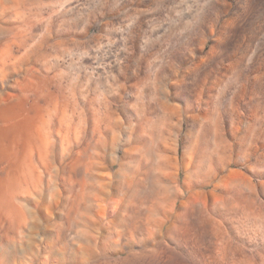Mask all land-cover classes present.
<instances>
[{"label": "rangeland", "instance_id": "1", "mask_svg": "<svg viewBox=\"0 0 264 264\" xmlns=\"http://www.w3.org/2000/svg\"><path fill=\"white\" fill-rule=\"evenodd\" d=\"M0 158L8 264H264V0H0Z\"/></svg>", "mask_w": 264, "mask_h": 264}, {"label": "bare ground", "instance_id": "2", "mask_svg": "<svg viewBox=\"0 0 264 264\" xmlns=\"http://www.w3.org/2000/svg\"><path fill=\"white\" fill-rule=\"evenodd\" d=\"M5 110V109H4ZM12 110V109H11ZM7 111V110H6ZM4 114V113H3ZM6 114H8L7 112H6ZM1 116H3V115H1ZM15 117V116H14ZM11 120H12V118H11ZM8 121V120H7ZM21 122H23V121H21ZM21 122H20V124H21ZM25 122V121H24ZM17 123V128H19V127H21L22 126V124L18 127V122H16ZM65 123V122H64ZM12 124H13V122H12ZM24 124V123H23ZM25 124H27V122H25ZM24 124V125H25ZM28 124H29V122H28ZM33 125H35V126H37L36 124H33ZM29 127H30V125H28ZM27 125H25V127H28ZM16 127V126H15ZM24 127V130H23V132L22 133H24V132H26V131H28L26 128ZM29 127H28V129H29ZM34 127V126H33ZM7 128V127H6ZM9 128V127H8ZM12 128V127H11ZM14 128V127H13ZM22 129V128H21ZM20 129V130H21ZM33 131H32V130ZM38 129V128H37ZM37 129H33L32 128V125H31V128H30V132H33L34 133V136H37V137H39V133H38V130ZM10 130V129H9ZM8 130V131H9ZM11 130H13V129H11ZM15 130H17L16 132L18 133V129H16L15 128ZM22 131V130H21ZM21 131H19V133L21 134ZM6 132H7V130H6ZM15 132V133H16ZM29 132V131H28ZM29 132V133H30ZM29 133H27V134H25V135H28ZM16 135H18V134H15V136ZM23 135V134H22ZM22 135L20 136V137H22ZM31 134H29L28 136L29 137H31L30 136ZM33 135V134H32ZM14 136V137H15ZM13 137V138H14ZM26 138H27V136H25ZM33 137V136H32ZM2 138V137H1ZM16 138V137H15ZM3 139V138H2ZM30 139V138H29ZM28 140V139H27ZM32 140V139H31ZM35 140V139H34ZM36 141L37 140H35V143H36ZM9 142V141H8ZM28 142V141H27ZM30 142H32V141H30ZM30 142H29V145H30ZM11 143V142H10ZM33 144V143H32ZM12 145V144H11ZM15 145V144H14ZM8 147H9V145H8ZM5 148V147H4ZM2 149V148H1ZM36 149H38V148H36ZM39 150V149H38ZM26 152V151H25ZM24 151H23V153H25ZM11 154V153H10ZM40 155V154H39ZM24 156V155H23ZM22 156V157H23ZM21 160V159H20ZM0 161H1V158H0ZM4 161V160H3ZM20 162V161H19ZM28 164H30L29 162H27ZM14 165H15V163H13ZM22 164V163H21ZM18 166H19V164H17ZM21 167V166H20ZM19 167V168H20ZM11 169H12V167H11ZM12 170H14V168L12 169ZM20 171V170H19ZM16 172V171H15ZM22 172V171H21ZM16 174V173H15ZM18 174V173H17ZM17 174L16 175H14L12 178H10V179H8V178H6L5 180H3V179H0V216H3L4 218H6L8 221H10V222H13V219L18 215V214H20V212H19V210H18V207H16V206H14V205H12L11 204V202H10V200H9V198H10V196L12 195V193H14V186H15V184H19L20 183V180L21 179H19L18 177H16L17 176ZM23 176V175H22ZM25 177V176H24ZM19 186V185H18ZM17 186V187H18ZM16 189V188H15ZM17 191V190H16ZM13 196V195H12ZM15 196V195H14ZM18 217V216H17ZM19 218V217H18ZM20 222V221H19ZM18 223V222H17ZM24 223H25V221H24ZM23 223V224H24ZM95 223V222H94ZM97 223V222H96ZM11 224V223H10ZM20 224V223H19ZM35 231V230H34ZM6 259H7V256H5L3 253H1V251H0V264H8V262H6Z\"/></svg>", "mask_w": 264, "mask_h": 264}]
</instances>
